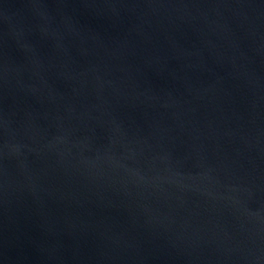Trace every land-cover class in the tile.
I'll use <instances>...</instances> for the list:
<instances>
[{
	"label": "water",
	"instance_id": "1",
	"mask_svg": "<svg viewBox=\"0 0 264 264\" xmlns=\"http://www.w3.org/2000/svg\"><path fill=\"white\" fill-rule=\"evenodd\" d=\"M0 264H264V0H0Z\"/></svg>",
	"mask_w": 264,
	"mask_h": 264
}]
</instances>
